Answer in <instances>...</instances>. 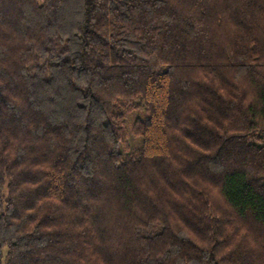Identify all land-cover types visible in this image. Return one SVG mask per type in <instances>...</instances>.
Listing matches in <instances>:
<instances>
[{"label":"trees","instance_id":"trees-1","mask_svg":"<svg viewBox=\"0 0 264 264\" xmlns=\"http://www.w3.org/2000/svg\"><path fill=\"white\" fill-rule=\"evenodd\" d=\"M0 264H264V0H0Z\"/></svg>","mask_w":264,"mask_h":264},{"label":"rangeland","instance_id":"rangeland-1","mask_svg":"<svg viewBox=\"0 0 264 264\" xmlns=\"http://www.w3.org/2000/svg\"><path fill=\"white\" fill-rule=\"evenodd\" d=\"M140 116L141 117L144 116V111L142 109H138V110H135V111L131 112L128 115V118H127V126L129 128H131L133 126V124H134L135 119L137 117H140ZM135 138H137V137H133V136L131 137V142L133 143V146L139 144V142H140V139L139 138H137L139 140V142H134V139Z\"/></svg>","mask_w":264,"mask_h":264}]
</instances>
